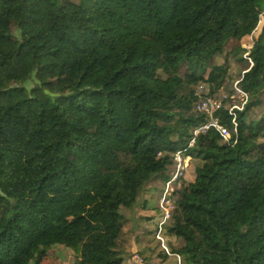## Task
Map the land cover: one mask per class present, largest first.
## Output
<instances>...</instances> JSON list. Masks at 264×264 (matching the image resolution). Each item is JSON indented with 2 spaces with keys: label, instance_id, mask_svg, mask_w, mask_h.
I'll return each mask as SVG.
<instances>
[{
  "label": "trees",
  "instance_id": "trees-1",
  "mask_svg": "<svg viewBox=\"0 0 264 264\" xmlns=\"http://www.w3.org/2000/svg\"><path fill=\"white\" fill-rule=\"evenodd\" d=\"M227 80L264 97V0H0V264H42L54 246L72 264L136 248L177 264L130 223L148 232L135 206L203 122L195 88ZM229 130L198 137L194 184L174 197L163 236L180 264H264V114Z\"/></svg>",
  "mask_w": 264,
  "mask_h": 264
},
{
  "label": "built area",
  "instance_id": "built-area-1",
  "mask_svg": "<svg viewBox=\"0 0 264 264\" xmlns=\"http://www.w3.org/2000/svg\"><path fill=\"white\" fill-rule=\"evenodd\" d=\"M250 48L251 45L245 47L246 52L243 57L251 66L252 63L247 57ZM193 96L196 102L191 113L203 117V122L191 131L190 138L184 147L169 154L172 171L167 175L166 181L162 183L160 195L157 197L155 205L159 221L155 226L154 238L160 243L161 249L167 256L177 258L178 264H180L181 258L179 255H173L170 252L163 234L175 211L174 197L181 190L183 181L186 180L191 167V152L195 142L198 137L207 134L209 131H215L223 140H228L230 137L229 125L234 129L237 128L238 115L243 113L249 104V96L240 88L238 81L234 83L230 92L219 88L212 95L208 93L204 85H199L193 91ZM226 117L229 118V125L224 122ZM126 260L129 261V264H146L143 257L137 252L132 253Z\"/></svg>",
  "mask_w": 264,
  "mask_h": 264
},
{
  "label": "rangeland",
  "instance_id": "rangeland-1",
  "mask_svg": "<svg viewBox=\"0 0 264 264\" xmlns=\"http://www.w3.org/2000/svg\"><path fill=\"white\" fill-rule=\"evenodd\" d=\"M16 36L18 37V33H16ZM238 59H244L243 55L239 56H235V57H228V65H229V69H228V78L237 75L241 72L242 69L247 67V63L243 62L242 64H235L234 61L238 60ZM221 60L218 59V63H220ZM233 81L232 80H227L225 82V87L223 88L225 90V88L229 89L231 88V86L233 85ZM38 85V82L35 80L34 75H32L31 79L29 81H27L25 84H23V87L26 90H30L31 88L35 87ZM222 88V87H221ZM211 90V88H209V91ZM47 95L50 97V100H54V98L56 97L55 94H49L47 93ZM246 112V118L250 119V118H260L263 114H264V97H261L259 99H256L254 101H252L251 103L248 104L247 109L245 110ZM172 171V167L171 165L167 166L166 172L165 174H170ZM190 182H194V179L189 178ZM151 190L145 189L144 193H150ZM153 192H156L158 194V197L160 195V191L157 189H155ZM157 200V198H155ZM153 199V204L156 205V200ZM142 215L152 218L153 221L149 222L146 226L145 229L148 232H151L150 234L148 232H145V234H138L140 232H137L138 228L137 227V223L135 224V220L133 219L132 222L130 223L131 229L133 227V230L136 234H138V236L141 238L142 241H150L152 239V235L155 233V226L157 224V222L159 221V219L157 218V211H152L147 210L145 212L142 213ZM155 217V218H153ZM134 218V217H133ZM157 218V219H156ZM155 222V223H154ZM166 240V239H165ZM167 244V241H166ZM44 254H45V259L42 261V264H72L73 260L75 259V255L65 249H63L60 246H54V247H47V248H42ZM139 248H136V251L133 250H129L127 249L126 252H128L127 256L131 253V252H138L139 253ZM142 254V253H141ZM144 259V258H143ZM145 260V259H144ZM146 264H158L159 262L154 260L151 262H147L145 260Z\"/></svg>",
  "mask_w": 264,
  "mask_h": 264
},
{
  "label": "crops",
  "instance_id": "crops-1",
  "mask_svg": "<svg viewBox=\"0 0 264 264\" xmlns=\"http://www.w3.org/2000/svg\"><path fill=\"white\" fill-rule=\"evenodd\" d=\"M244 73V72H243ZM190 171V169H189ZM168 174H166V177H167ZM189 178L192 179V177L189 175V172L187 174V177H186V180L190 183V184H194V182H190L189 181ZM161 187H162V183L161 182H151L149 185H147V187L145 189H148V190H151L150 193H143V195L141 196V198L139 199L137 205L135 206V216L134 218L136 217H139V215L147 210H152V211H155L156 208H155V205L153 204V199L151 198L152 196H154V199L158 197V193L156 192H153L155 189L158 188V190L160 191L161 190ZM145 191V190H144ZM156 200V199H155ZM144 209V210H143ZM157 219V218H156ZM153 221V220H151ZM149 221V222H151ZM155 223V222H154ZM139 224V223H138ZM146 230V229H145ZM138 234H143V233H138ZM141 240V238H139ZM140 252H143V251H139ZM132 253L134 252H131L127 257H129ZM181 260L185 257V254H179ZM176 258V257H175ZM177 259V258H176ZM180 260V261H181ZM125 264H129V261H125ZM159 264V263H158ZM177 264H178V261H177Z\"/></svg>",
  "mask_w": 264,
  "mask_h": 264
}]
</instances>
